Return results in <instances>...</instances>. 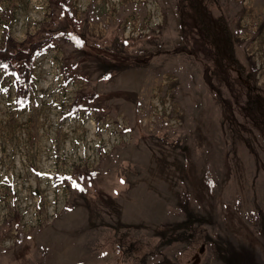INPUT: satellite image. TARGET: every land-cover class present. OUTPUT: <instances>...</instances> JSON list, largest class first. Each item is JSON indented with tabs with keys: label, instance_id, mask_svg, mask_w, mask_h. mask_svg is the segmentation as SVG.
<instances>
[{
	"label": "rangeland",
	"instance_id": "obj_1",
	"mask_svg": "<svg viewBox=\"0 0 264 264\" xmlns=\"http://www.w3.org/2000/svg\"><path fill=\"white\" fill-rule=\"evenodd\" d=\"M50 35L28 101L0 67V264H264V0H0Z\"/></svg>",
	"mask_w": 264,
	"mask_h": 264
},
{
	"label": "trees",
	"instance_id": "obj_2",
	"mask_svg": "<svg viewBox=\"0 0 264 264\" xmlns=\"http://www.w3.org/2000/svg\"><path fill=\"white\" fill-rule=\"evenodd\" d=\"M52 39L53 37L50 35L45 41L18 43L8 36L5 41V47L0 50V67L5 68L8 73L16 77L19 85L20 104L30 98L33 61ZM21 65L24 67L23 72H19V66L21 67Z\"/></svg>",
	"mask_w": 264,
	"mask_h": 264
},
{
	"label": "bare ground",
	"instance_id": "obj_3",
	"mask_svg": "<svg viewBox=\"0 0 264 264\" xmlns=\"http://www.w3.org/2000/svg\"><path fill=\"white\" fill-rule=\"evenodd\" d=\"M156 82V81H155ZM156 84V83H155ZM152 85V84H151ZM151 89H152V87H151ZM155 89V88H154ZM157 90H161V89H159V88H156ZM158 92V91H157ZM150 94V93H149ZM152 96V95H151ZM150 96V97H151ZM153 97V96H152ZM149 99V98H148ZM146 101V100H145ZM148 103V102H147Z\"/></svg>",
	"mask_w": 264,
	"mask_h": 264
},
{
	"label": "snow or ice",
	"instance_id": "obj_4",
	"mask_svg": "<svg viewBox=\"0 0 264 264\" xmlns=\"http://www.w3.org/2000/svg\"><path fill=\"white\" fill-rule=\"evenodd\" d=\"M68 179H71V178H68Z\"/></svg>",
	"mask_w": 264,
	"mask_h": 264
}]
</instances>
